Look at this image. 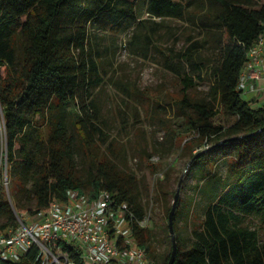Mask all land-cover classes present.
Here are the masks:
<instances>
[{
    "label": "trees",
    "instance_id": "trees-1",
    "mask_svg": "<svg viewBox=\"0 0 264 264\" xmlns=\"http://www.w3.org/2000/svg\"><path fill=\"white\" fill-rule=\"evenodd\" d=\"M137 2L0 0V67L4 68L0 103L8 133L9 172L18 184L12 198L0 204V220L6 218L1 230L17 224L16 212L46 209L55 200L66 199L69 189L93 196L107 189L128 201L138 217L150 213L144 201L149 188L145 178L120 167L109 152H100L99 137L104 132L95 121L98 116L92 102L94 90L104 81L98 32L144 25L147 19L137 16ZM147 11L151 17L178 18L208 30L220 51L217 62H202L205 72L194 61L197 56L202 60L198 50L207 40L193 41L185 51L172 47V55L164 62L184 83L178 105L187 133L195 134L185 141L184 150L209 141L211 146L204 151L190 150L192 165L204 167L210 184L224 180L225 186L211 200L190 240L179 234L175 223L178 253L174 264H264L259 230L246 223L248 216H254L264 225V104L253 106L239 87L249 50L264 32V0H148ZM141 37L135 32V44L147 54L156 45L153 34H144L143 41ZM188 61L199 79L209 80L202 98L190 93L197 80L186 71ZM220 108L235 115V120L216 124ZM71 127L90 158L87 174L80 170ZM222 160L227 165L225 178L216 170ZM148 165L151 171L158 170L155 163ZM154 186L156 199L169 217L173 205L167 200L168 185L159 177ZM153 231L152 223L134 228V236L151 257ZM65 249L75 264H86L79 244ZM172 250L157 264H168ZM42 259L34 246L21 261L0 260V264H41Z\"/></svg>",
    "mask_w": 264,
    "mask_h": 264
},
{
    "label": "rangeland",
    "instance_id": "rangeland-1",
    "mask_svg": "<svg viewBox=\"0 0 264 264\" xmlns=\"http://www.w3.org/2000/svg\"><path fill=\"white\" fill-rule=\"evenodd\" d=\"M147 10L148 0H138L137 16L140 19H147L144 25L131 26L121 32L114 30L98 32L102 37L103 56L99 63L104 81L94 90L92 102L98 116L95 121L104 132L99 137L102 143L100 152L101 150L109 152L120 167L129 168L141 179L145 178L149 187L144 191V201L148 206L154 228L151 258L159 263L171 251L173 241L169 217L162 202L156 199L154 184L157 179L163 178L164 183L168 185L167 200L172 205L180 188L178 202L181 201L177 205L175 223L178 224L179 234L186 241L190 240L192 230L203 222L211 200L220 195L225 187L224 180L210 184L212 179L205 174L204 167L190 165L191 151L194 153L204 151L211 143L205 141L184 150L185 141L195 135L187 133L186 121L178 105L183 96L184 83L182 76L166 68L164 62L172 55V47L176 52L185 51L193 41L207 40L206 45L198 50L202 60L197 56L194 61L200 63L205 72L207 67H204L202 62L209 63L212 60L217 62L220 51L214 47L215 41L208 30L178 18L151 17ZM135 32L142 34V41L144 34H153L156 45L147 54L143 50L138 51ZM191 37L192 41L189 40ZM185 65L187 73L197 80V86L190 90L191 95L196 98L204 97L210 86L209 80L198 78V71L192 62L188 61ZM3 71L4 68L0 67V72ZM261 104L257 103L254 106ZM220 109L221 112L215 119L216 124L227 125L235 120V115L223 108ZM40 123H43V120H40ZM71 132L75 138L80 170L87 174L90 170V158L84 152L74 127H71ZM149 153H152L151 157ZM149 163H155L158 170L151 171ZM216 170L222 178L227 176V165L224 160L218 164ZM17 185L11 172L7 179L5 171L1 172L0 204L12 198L11 192L13 194L16 192ZM87 190H92V187ZM5 221L6 218H1L0 224ZM246 223L259 230L261 242L264 243V225L260 220L248 216Z\"/></svg>",
    "mask_w": 264,
    "mask_h": 264
},
{
    "label": "built area",
    "instance_id": "built-area-1",
    "mask_svg": "<svg viewBox=\"0 0 264 264\" xmlns=\"http://www.w3.org/2000/svg\"><path fill=\"white\" fill-rule=\"evenodd\" d=\"M264 79V32L251 46L241 72L243 94ZM8 133L0 103V174H9ZM9 190V189H8ZM10 192V191H9ZM17 224L0 232V260L21 261L34 246L41 264H75L65 246L79 244L86 264H157L134 236V228L151 225V215L140 218L128 201L102 189L97 195L69 189L66 199L41 210L16 212Z\"/></svg>",
    "mask_w": 264,
    "mask_h": 264
},
{
    "label": "water",
    "instance_id": "water-1",
    "mask_svg": "<svg viewBox=\"0 0 264 264\" xmlns=\"http://www.w3.org/2000/svg\"><path fill=\"white\" fill-rule=\"evenodd\" d=\"M191 164H192V161L190 162V165ZM179 195H180V188L178 189V191L176 193L173 208L169 214V228H170L171 237H172V241H173V250H172L171 258H170L168 264H174L175 263L177 253H178V242H177V234H176V229H175V214H176V210H177Z\"/></svg>",
    "mask_w": 264,
    "mask_h": 264
},
{
    "label": "crops",
    "instance_id": "crops-1",
    "mask_svg": "<svg viewBox=\"0 0 264 264\" xmlns=\"http://www.w3.org/2000/svg\"><path fill=\"white\" fill-rule=\"evenodd\" d=\"M254 84H255V89L247 92L244 95L248 97L247 100H249L253 104V106L254 104H257V103L258 104L262 103L261 105H263L264 104V79L257 80L255 81Z\"/></svg>",
    "mask_w": 264,
    "mask_h": 264
}]
</instances>
